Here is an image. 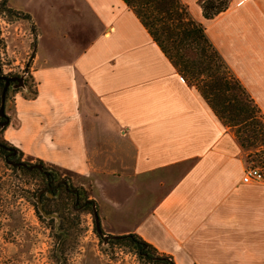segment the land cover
<instances>
[{
    "label": "crops",
    "instance_id": "0c3cea01",
    "mask_svg": "<svg viewBox=\"0 0 264 264\" xmlns=\"http://www.w3.org/2000/svg\"><path fill=\"white\" fill-rule=\"evenodd\" d=\"M264 113V0L211 19L182 0ZM29 14L36 94L3 138L86 188L102 230L175 264H264V182L247 152L124 0H8Z\"/></svg>",
    "mask_w": 264,
    "mask_h": 264
},
{
    "label": "rangeland",
    "instance_id": "374dc122",
    "mask_svg": "<svg viewBox=\"0 0 264 264\" xmlns=\"http://www.w3.org/2000/svg\"><path fill=\"white\" fill-rule=\"evenodd\" d=\"M3 1L0 0V72L27 75L25 88L9 90L7 113L13 109L17 95L31 97L36 92V82L30 73L36 30L32 19L24 16L26 13L5 10ZM1 92L0 87V105ZM3 139L0 131V141ZM246 152L248 164L264 173V144ZM6 154L0 149V264H153L133 251L128 241L104 242L96 230L92 205L82 208L73 194L59 192L49 204L53 213L61 217L59 221L45 218L35 200L37 191L46 185L44 174L8 164ZM9 160L24 161L20 153ZM46 166L58 179L70 182L89 196L84 186L56 167Z\"/></svg>",
    "mask_w": 264,
    "mask_h": 264
},
{
    "label": "trees",
    "instance_id": "16d2710c",
    "mask_svg": "<svg viewBox=\"0 0 264 264\" xmlns=\"http://www.w3.org/2000/svg\"><path fill=\"white\" fill-rule=\"evenodd\" d=\"M124 2L134 11L178 72L200 91L214 113L234 131L242 147L246 150L263 145L264 113L210 40L205 24L191 15L188 5L182 0H124ZM229 4L230 0H200L205 19L214 18L228 9ZM2 8L15 14H22L10 8L8 0L2 2ZM24 16L31 18L29 14ZM5 114L9 118L8 112L5 111ZM0 120L5 118L0 117ZM7 125L0 126L2 136ZM1 142L7 147L17 149L4 139ZM0 149L7 153L5 149ZM17 151L22 154L18 149ZM7 154L6 160H9L10 153ZM37 162L47 169L43 161ZM29 171L39 172L38 169ZM85 199L90 200L87 196ZM87 203L92 205L96 202L90 200ZM125 241L129 242L132 250L142 259L153 264H175L170 256L160 253L137 234L122 235L121 238L109 240L110 243Z\"/></svg>",
    "mask_w": 264,
    "mask_h": 264
},
{
    "label": "flooded vegetation",
    "instance_id": "af4514ba",
    "mask_svg": "<svg viewBox=\"0 0 264 264\" xmlns=\"http://www.w3.org/2000/svg\"><path fill=\"white\" fill-rule=\"evenodd\" d=\"M1 76H11V77H23V81L25 83V78H26V75L24 74H12V75H4L2 72H0V77ZM20 84V81L15 79V80H10L8 82V86H7V90H6V94L9 92L10 89H14V88H18L20 87L19 86ZM6 85V80L3 79V78H0V87H1V91L3 92V89ZM0 143H2L0 141ZM7 151V153H11L9 150H7L6 148H3ZM7 154V155H8ZM16 154L14 155H11V156H8V159L10 157H14ZM37 169V168H36ZM39 170V169H38ZM46 171L45 172H42L45 176V179H46V185L41 187L39 189V191L43 190V192L41 193V196H40V201L42 203V207L44 208V210L47 212V213H53L51 207L49 206V204L51 202H53V200L56 198V196L58 195L59 192H62V193H69V194H73L75 195L76 197V204H81V207H84L85 205H87L88 203H86V199H85V193L81 192L80 189H77V190H74L76 189L75 187H73L70 182L68 181H65V180H60L57 178V176H55L53 173H51L50 171H48V169H45ZM36 193V197L38 195V192ZM37 203V202H36ZM37 207H38V204H37ZM52 218H55V217H50L49 219H52ZM61 219V217H60Z\"/></svg>",
    "mask_w": 264,
    "mask_h": 264
},
{
    "label": "water",
    "instance_id": "95a60500",
    "mask_svg": "<svg viewBox=\"0 0 264 264\" xmlns=\"http://www.w3.org/2000/svg\"><path fill=\"white\" fill-rule=\"evenodd\" d=\"M0 78H3L6 80V85L3 89V92H2V100H1V105H0V117H3L5 118V120H0V126L3 127L5 126L6 124L9 123V118L6 116L5 114V100H6V90H7V86H8V82L10 80H19L20 81V84L19 86L25 88L26 85L23 81V77H11V76H1ZM0 148H6L7 150H9L11 153L9 154V156L11 155H14L16 153H18L17 149L15 148H12V147H7L6 145L0 143ZM7 163L10 164V165H13V166H16L17 168H21V167H26L27 169L29 170H33V169H39L40 171L42 172H45V168L43 166V164L41 163H36V164H28L27 162H24V161H11V160H7ZM74 190H77L74 189ZM43 192V190L39 191L38 192V195L37 197L35 198L37 204H38V209L39 211L41 212V214L49 219L50 217H55L58 221L60 220V217L57 215V213H47L44 208L42 207V203L40 201V196H41V193ZM90 200H87V202H89ZM92 208H93V214H94V217H95V223H96V230L98 232V234L100 236L103 237L104 239V242H108L110 239H118V238H121L122 236H118V235H110V234H106L104 233V231L102 230V227H101V220H100V216H99V213H98V207H97V204L96 203H93L92 204Z\"/></svg>",
    "mask_w": 264,
    "mask_h": 264
},
{
    "label": "built area",
    "instance_id": "2783aa9c",
    "mask_svg": "<svg viewBox=\"0 0 264 264\" xmlns=\"http://www.w3.org/2000/svg\"><path fill=\"white\" fill-rule=\"evenodd\" d=\"M243 181L246 183L253 182V181H263L264 182V173L260 168L253 166L251 164H248L245 170Z\"/></svg>",
    "mask_w": 264,
    "mask_h": 264
}]
</instances>
